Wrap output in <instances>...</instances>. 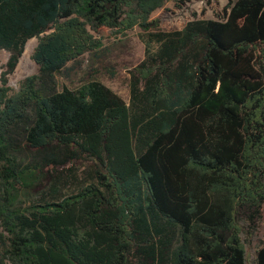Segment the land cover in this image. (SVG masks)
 I'll return each instance as SVG.
<instances>
[{"label":"trees","instance_id":"1","mask_svg":"<svg viewBox=\"0 0 264 264\" xmlns=\"http://www.w3.org/2000/svg\"><path fill=\"white\" fill-rule=\"evenodd\" d=\"M168 2L0 0V264H248L241 221L264 212V0L165 32L152 15ZM103 28L146 36L129 104L98 81L59 89ZM35 38L39 72L12 94Z\"/></svg>","mask_w":264,"mask_h":264},{"label":"rangeland","instance_id":"2","mask_svg":"<svg viewBox=\"0 0 264 264\" xmlns=\"http://www.w3.org/2000/svg\"><path fill=\"white\" fill-rule=\"evenodd\" d=\"M235 1L190 0L178 6L175 0H169L164 8L152 15V19L159 21L162 31H180L194 20L225 18L229 14V4ZM93 34L102 41L103 47L70 62L57 75L59 89L76 90L91 81H98L129 104L131 73L145 59L146 36L140 28L129 32L126 37L116 35L108 28ZM37 44V38L27 43L17 69L10 75L9 85L13 90L12 94L19 90L21 81L39 72V66L32 59ZM8 59V52H0V76ZM68 192H70V183L64 189V193ZM241 224L244 227L243 240L247 247L248 264H256L257 252L264 243V212L263 219L257 226H249L245 220H242Z\"/></svg>","mask_w":264,"mask_h":264}]
</instances>
